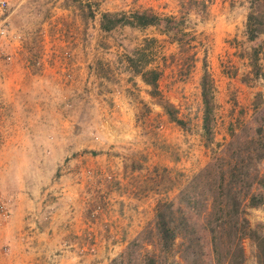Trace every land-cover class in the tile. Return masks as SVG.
<instances>
[{"label": "rangeland", "instance_id": "374dc122", "mask_svg": "<svg viewBox=\"0 0 264 264\" xmlns=\"http://www.w3.org/2000/svg\"><path fill=\"white\" fill-rule=\"evenodd\" d=\"M0 3V264H237L218 231L231 185L264 237V182L220 187L235 146L264 152L250 0ZM107 13L156 21L105 30ZM141 70L159 73L155 91ZM241 248L258 264L253 240Z\"/></svg>", "mask_w": 264, "mask_h": 264}, {"label": "trees", "instance_id": "16d2710c", "mask_svg": "<svg viewBox=\"0 0 264 264\" xmlns=\"http://www.w3.org/2000/svg\"><path fill=\"white\" fill-rule=\"evenodd\" d=\"M260 0H250V13L247 17V25H246V31L249 36L250 40H254L257 36H259L261 33L264 32V10L260 8ZM134 20H130L126 16H118V15H112V14H102V21H108L110 24L102 27L105 30L112 29L113 27L123 24V25H131L136 24L138 26H146L151 25L156 21V18L154 16H147L144 13H138L135 14ZM133 17H131L133 19ZM173 23V22H170ZM131 61V59H129ZM138 74H140L142 81L151 87L152 90L155 91L157 86V80L159 78V73L155 70L151 71H139ZM205 99V95H204ZM164 109L169 111L167 107H164ZM169 113V112H168ZM170 118L172 121H175V118L170 115ZM179 123V122H178ZM262 125V124H260ZM259 129H262L261 126H259ZM243 144H250L251 147L254 144L253 142H242ZM258 143V142H257ZM242 145V144H241ZM241 145L235 146L233 151V157L238 160L237 163H235L232 167L228 168L227 170L221 171L220 179L222 186V183L231 185L234 183L235 185H238L240 180H255L256 183L259 185L263 184L264 182V173L259 174L258 171L252 170V158L253 156L257 155L255 163H261L262 158L264 157V152H261V150H257L254 148V150H249L245 152V148L241 150ZM254 146V145H253ZM250 147L248 146V149ZM245 155V156H244ZM247 159V161H244V159ZM250 158V160H249ZM235 160V161H236ZM253 173V174H252ZM239 195L240 190L236 191L235 188L231 185L225 194L224 197H226V200L224 201L223 205L220 208V216L219 221L221 222L218 226V231L222 233L228 234V238L231 240V245L233 249L234 255L233 258L237 261V264H242L243 260V250L241 248V240L244 237H247L254 241L257 247V261L258 264H264V237L258 235L256 231L251 230L247 222L244 219H241L239 217ZM167 209V205L165 203L158 205V210L156 212V226L157 229L161 235L162 242H166L168 239H171L170 232L168 228L166 227L165 218H164V212ZM234 226H231V222L233 221ZM233 231V234H230V232ZM232 237V239L230 238ZM224 238V237H223ZM227 238V237H226ZM229 254V251H227V255ZM227 259V257H225ZM150 264H154L152 262V259L149 262Z\"/></svg>", "mask_w": 264, "mask_h": 264}, {"label": "crops", "instance_id": "0c3cea01", "mask_svg": "<svg viewBox=\"0 0 264 264\" xmlns=\"http://www.w3.org/2000/svg\"><path fill=\"white\" fill-rule=\"evenodd\" d=\"M11 256H9L10 258ZM8 258V254L0 253V259Z\"/></svg>", "mask_w": 264, "mask_h": 264}, {"label": "built area", "instance_id": "2783aa9c", "mask_svg": "<svg viewBox=\"0 0 264 264\" xmlns=\"http://www.w3.org/2000/svg\"><path fill=\"white\" fill-rule=\"evenodd\" d=\"M0 8H1V3H0Z\"/></svg>", "mask_w": 264, "mask_h": 264}]
</instances>
